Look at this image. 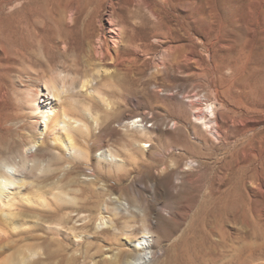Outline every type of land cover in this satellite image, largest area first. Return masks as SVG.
Masks as SVG:
<instances>
[{
  "label": "rangeland",
  "instance_id": "1",
  "mask_svg": "<svg viewBox=\"0 0 264 264\" xmlns=\"http://www.w3.org/2000/svg\"><path fill=\"white\" fill-rule=\"evenodd\" d=\"M26 1L42 4L52 20L63 5L76 16L86 9L85 0ZM9 2L0 0L5 24L12 12ZM139 2L154 4L166 21H183L185 58L181 60L178 53L168 56L169 60L159 58L158 68H144L133 86L118 83L117 77L101 80L100 90L112 102L110 112H103L90 97H81V101L100 110L101 132L107 138L118 120L135 116L144 121L150 134L142 140L151 139V146L138 156L140 170H132L128 161L118 173L123 177L117 186L94 177L89 163L64 158L55 150L39 151L37 158L46 174L28 177L20 195L13 196L11 207L0 206L1 262L135 264L130 258L137 254L129 250L125 232L138 235L148 224L156 256L145 264H264V0ZM143 10L140 6V17H145L140 15ZM91 18L94 23V11ZM49 24L53 27L55 22ZM52 36L46 31L40 43L30 47L36 63L48 61L52 70L87 75L92 68L87 47L52 50ZM155 48L162 57L159 44ZM211 108L222 130L218 141L193 119L194 112H201L206 121L214 119ZM19 134L9 142L12 150L27 140ZM197 136H203L204 143L197 142ZM90 139V135L76 134L80 147L85 148ZM121 143L115 145L122 148ZM188 160L194 161L193 167H187ZM66 162L76 168L67 171L62 167ZM163 179L174 180L172 191H157L156 187V195L145 189ZM93 180L97 182L93 189L103 184L111 197L119 196L132 205L131 215L123 214L116 229L98 226V214L91 227L84 228L81 224L89 211L70 207ZM21 193L38 194V203L36 199L22 201ZM135 199H140L139 204ZM158 208L168 212L160 215ZM102 229L107 231L96 233Z\"/></svg>",
  "mask_w": 264,
  "mask_h": 264
},
{
  "label": "bare ground",
  "instance_id": "2",
  "mask_svg": "<svg viewBox=\"0 0 264 264\" xmlns=\"http://www.w3.org/2000/svg\"><path fill=\"white\" fill-rule=\"evenodd\" d=\"M85 2L86 9L82 15L76 16L71 8L68 10L63 5L60 13L52 20L45 7L36 1L10 0L8 4L12 12L9 22L5 24L4 18L0 16V206L11 207L13 196L20 195L28 177H42L46 174L45 165L37 158L38 152L43 149L55 150L58 155L73 161L89 163L93 167L94 177H103L105 183L111 180L118 186L123 177L118 174L120 170L125 168L128 161L133 164L132 170H140L138 156L151 146L148 143L151 139L142 140L150 134L147 126L143 120L135 119V116L116 121L110 127L107 138V133L101 132L100 110L83 103L81 97L94 99L103 112L112 111V102L100 90V81L117 77L118 83L120 80L127 86H133L144 68H158L161 62L159 58H172L176 53L181 60L185 58L182 50L184 44L181 43L185 34L184 23L180 19L164 20L150 2L143 5L139 0ZM140 6L144 7L140 15L145 17L139 16ZM2 7L0 5V12ZM92 11L96 13L94 23ZM49 22H55L53 27ZM46 31L53 34L50 44L52 50L65 51L75 45L87 47L86 57L92 61V68L87 75L81 77L76 70H52L48 61L42 65L36 63L30 47L38 45ZM138 31H142V35ZM155 44H159L162 57L157 56ZM210 113L214 118L212 108ZM193 117L198 124L205 125L206 133L215 136L216 141L220 139L222 130L219 119L215 117L206 121L201 112H194ZM15 133L24 137L26 135L27 140L21 148L12 150L9 142ZM76 134L90 135L91 139L85 148L76 143ZM196 140L204 143L203 136H197ZM115 143H121L123 147H117ZM193 165L194 161L188 160L187 167ZM62 167L67 171L76 168L67 162ZM87 186L76 200L70 202L74 211H89L82 227H91L98 214V226L106 224L116 229V223L121 221L119 219L123 214L131 215L132 205L128 200L119 196L111 197L110 191L105 190L103 184L93 189L92 186H97L95 180ZM175 186L173 179H163L160 184L153 181L145 185V189L154 194L156 187L157 191L161 188L170 192ZM9 189L11 192L5 193ZM29 194H22V201H38V194ZM8 196H12L9 198L10 203L3 200ZM138 201L140 199H135V204H139ZM158 209L160 215L167 211V208ZM150 226H142L138 235L125 232L129 250L137 254L130 258L135 264H145L148 258L156 256V242ZM106 231L102 229L96 233L101 235ZM2 261L0 264H14L12 260Z\"/></svg>",
  "mask_w": 264,
  "mask_h": 264
}]
</instances>
